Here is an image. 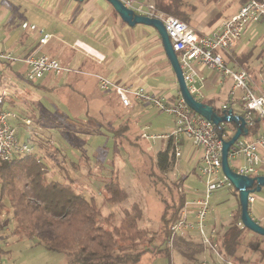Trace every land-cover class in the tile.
I'll return each mask as SVG.
<instances>
[{"label": "crops", "instance_id": "obj_1", "mask_svg": "<svg viewBox=\"0 0 264 264\" xmlns=\"http://www.w3.org/2000/svg\"><path fill=\"white\" fill-rule=\"evenodd\" d=\"M133 1L144 7L149 4L153 5V0ZM182 1L180 9L185 18L181 20L198 34L210 33L216 29L221 22L237 12L244 2V0ZM24 21L35 24L44 32L49 33L51 37L40 46L38 32L22 28L20 24ZM263 25L262 20L252 22L251 26L248 25L247 30L243 31L235 46L224 53L227 66L232 69L244 68L248 71L256 90H259L260 72L264 68ZM147 26L128 25L106 0H82V2L76 0H0V49L19 58L38 51L56 58L62 67L69 70H64L59 75L46 74L31 83L37 88L30 90L24 83L28 81L24 78L25 65L23 63L9 64V67L0 66V96L2 97L0 108L14 111L17 114V118L12 120L16 130L20 129L17 132V139L20 142L31 143L32 153H35V156L42 161L47 160L48 154L45 152L47 141L60 147L66 159L67 149L77 152L78 160V148L70 146L69 143L83 142L86 150L89 149L88 141L91 137L107 134L101 130L99 134H87L82 138L78 136L82 132L79 128L83 127V124H88V126L95 124L92 121L95 122L98 111H106L109 103H104L103 100L109 98L108 101L113 102L110 99L114 97L112 99L117 101L115 95L108 93L109 91L100 90L98 76L106 77L115 84L130 88L144 87L151 94L160 96L169 103L181 97L176 76L164 52L160 36L154 28ZM261 31L262 34L259 35ZM258 36L261 38L258 39ZM194 67L200 78L198 98L213 107L226 104L234 114H240V91L234 87L233 81L197 63ZM26 91L28 97L23 96V92ZM116 108L118 112H125L124 118L133 117L140 132L150 128L146 123L148 115L153 110L157 111L150 104L138 101H133L130 108H124L120 104ZM25 119L30 123L26 124ZM57 120L62 122V127L76 128L71 137L61 136L56 129ZM31 121L33 126H29ZM173 126L174 120L167 132H170ZM42 128L47 135L44 134ZM167 132H161L158 135H164ZM54 134L58 138H54ZM108 135H106L108 141L113 142L111 134ZM162 139L160 138V147L163 145L161 149H164L166 140L163 142ZM181 139H183L181 157L183 146L189 143L191 151L188 149V153L190 151L188 158L196 159L194 168L198 169L200 152L191 145L188 139ZM149 147L150 144L147 148ZM259 152L264 158V147H261ZM86 153L88 154V150ZM234 161H237V164L241 163L239 159ZM92 171L97 174L96 169L93 168ZM72 172L79 173L81 178H85L86 174L90 176L91 168L85 171L70 169L68 174L71 175ZM260 175L264 176V166L258 171L257 176ZM93 177L92 181L88 180L86 183L81 181L85 187L84 190H89L85 185L96 184L95 175ZM248 211L253 220L260 225L264 224V186L256 192V198L251 205H248ZM237 215L236 209L232 217L237 218ZM215 223L219 222L215 221L210 226L215 228L217 234L220 235ZM193 237L195 235L190 236L192 242ZM261 245H264L263 240ZM252 252L256 253V251L249 250L242 252L243 257L251 264L257 259L252 258Z\"/></svg>", "mask_w": 264, "mask_h": 264}, {"label": "trees", "instance_id": "obj_2", "mask_svg": "<svg viewBox=\"0 0 264 264\" xmlns=\"http://www.w3.org/2000/svg\"><path fill=\"white\" fill-rule=\"evenodd\" d=\"M182 4V0H153L156 11L183 20L185 16L180 9ZM259 20L264 22V19ZM0 66L9 67V64L0 60ZM108 93L115 95L117 101H114L112 96L113 99L110 100L113 102L108 101L109 98L103 100L104 103H109L106 111H98L95 122L92 121L95 124L91 126L83 124V127L79 128L80 131L86 134H99L101 130L110 133L116 150H121L127 155L134 174L144 178L146 188L160 194L159 188H166V171L175 158L174 138L170 135L165 138V148L153 154L147 148L149 143L140 142L146 139L140 136L141 132L138 129L136 133H130L132 125L136 126L135 122H132L131 117L124 118V111L118 112L116 107L119 104L121 106V102L116 93L114 91ZM1 104L2 102L0 107ZM213 108L219 115L229 110V108ZM105 114H108L109 120L120 119V123L115 127L106 125ZM62 125L60 123V126H56L61 136L71 137L76 128L62 127ZM234 125L237 127L236 124ZM247 128V135L252 138L259 133L260 123L256 119L254 125ZM215 129L225 140L231 138L234 133L229 136L224 135L222 123L215 126ZM69 145L78 148V160H67L62 155L60 147L48 141L45 142V152L48 154L46 162L37 158L32 152L15 156L10 161L0 160V232L11 224L13 232L19 237L23 235L35 237L47 250L65 252L66 264H139L147 252L145 244L151 239L144 241L147 230L141 228L137 222L142 218L138 202L132 203L131 208L123 207L121 209L123 216L119 220H115L112 213L105 212L104 209L106 204H119L128 196L126 188L121 183L115 160L108 161L110 164L108 177L104 178L99 174L95 176L96 179H100L97 183L100 185L99 192L103 196L104 206L101 207L96 204L93 196L88 199L74 187L68 171L91 168L90 175L94 176L92 169L99 172L103 167L104 148H98L95 167H91L83 142L78 144L74 141ZM59 176L63 179L61 180ZM179 187L180 182L176 181L172 190L166 188L168 191L171 190L168 200L160 199L162 204L160 224L164 243L170 236V226L180 218L188 196L182 189L179 190ZM234 190L237 193L235 188ZM237 206L240 216L238 200ZM3 212L8 215L4 220H2ZM234 218L236 221L239 220L238 217ZM190 236L191 233L178 235L173 240L172 246L166 243L165 247L160 249L161 254L170 261L171 247L176 249L178 247L184 257L195 261V255L201 253L203 247L200 242L193 243ZM262 240L264 241V236L254 233L245 226L240 228L234 222L217 236L218 250L223 259L241 264H251L243 257L244 250L258 252L259 256L253 264H264ZM180 244L195 248L182 251Z\"/></svg>", "mask_w": 264, "mask_h": 264}, {"label": "built area", "instance_id": "obj_3", "mask_svg": "<svg viewBox=\"0 0 264 264\" xmlns=\"http://www.w3.org/2000/svg\"><path fill=\"white\" fill-rule=\"evenodd\" d=\"M120 1L137 14L158 18L162 21L172 48L177 55L187 89L195 98L199 99L200 85V78L194 67L195 63L215 70L221 76L228 77L233 81L234 87L240 91V115L244 118L246 127L253 126L257 119L260 123V131L252 138L247 134H241L228 150V162L239 159L241 163L235 166H231L229 163L232 170L248 177L257 176L260 167L264 166V158L259 152V149L264 147V68L260 72L259 90H256L248 71L244 68L232 69L227 66L224 53L235 46L249 23L264 19V0H246L237 12L221 22L216 29L203 34L196 33L186 22L175 16L156 11L152 4L144 7L133 0ZM21 27L38 32L40 46L51 37L43 29L26 21L21 23ZM0 60L10 65L23 63L25 65L24 78L27 81L38 80L49 73L59 75L64 70L69 71L62 67L56 58L38 51L19 58L0 49ZM98 85L102 91H114L124 108H130L133 101H138L150 104L158 112L167 113L173 117L174 126L168 134L151 135L143 130L140 134L142 138L153 140L156 137L172 136L177 157L180 150L179 141L181 138H186L200 152L198 172L203 187L201 190H196L195 194L187 196L180 218L170 226L168 245L172 246L173 240L178 235L193 232L197 234L204 251L215 255L220 264H241L223 259L218 250L217 230L206 224L212 210L210 200L213 194L221 188L232 187L231 182L222 171L221 158L224 138L217 133L215 125L190 109L182 97L169 103L162 97L151 94L144 87H126L115 84L103 76H98ZM1 102L2 97L0 96ZM219 107L228 109L226 104ZM15 118H17V114L14 111L0 110V160L10 161L15 156L32 152V147L28 143L20 142L17 139L16 128L12 124V120ZM24 122L30 123L27 119ZM255 198L256 192L249 193L248 205H251ZM236 225L240 228L244 227L241 220ZM262 226L264 227V224ZM200 264H210V262L204 256Z\"/></svg>", "mask_w": 264, "mask_h": 264}, {"label": "rangeland", "instance_id": "obj_4", "mask_svg": "<svg viewBox=\"0 0 264 264\" xmlns=\"http://www.w3.org/2000/svg\"><path fill=\"white\" fill-rule=\"evenodd\" d=\"M76 1L82 2V0ZM253 22H258V20ZM251 23H249V27L251 26ZM147 27L151 29L153 28L151 26ZM260 34H262V31L259 32V35ZM260 38L261 36H258V39ZM253 42H255L254 39ZM254 81L256 82V80ZM24 83L30 90H36L37 88L29 81H24ZM26 95L27 91L23 92V96L28 97ZM105 117V124L112 125L113 127L117 126L121 121L118 118H116L114 121L109 120L110 117L108 116V114H105ZM131 119L132 122L135 121L133 117H131ZM147 119L148 120L146 123L149 124L150 128L148 130L142 128V130L144 129L148 134L152 133L151 135H158V133L167 132L169 130V127H172V116L167 113L153 110L149 113ZM57 122L58 123H56V125L58 126H60V123L62 124L60 120H57ZM32 124L33 123L31 121V124L29 126H33ZM234 124V122L222 123V127L224 128V135L229 136L232 132L235 131L236 127ZM138 128L139 126L133 127L132 125L130 133H136ZM42 129L44 131V128ZM19 131L20 129H17L16 134ZM38 133L39 132H37V134ZM168 133L169 132L164 134ZM44 134L47 135L46 131H44ZM85 135L87 134L83 133V131L78 134V136L81 138ZM106 135L109 136L108 134L104 133V135L102 136L99 135L91 137L90 141H88L89 149L86 150H88V154L90 157V166L95 167L94 163L96 162L98 148H104L105 156L103 157V167L99 172L97 171V174H99V176H103L104 178L108 177L110 172V164L108 163V161L115 160V165L119 170L121 183L126 188L128 194L127 198L119 204H106L104 206L103 196L99 192L100 185L97 182L96 184L92 183L90 186L85 185L89 188V190H84L85 187L82 182L86 183L88 182V180L92 181V179H94L92 175L81 178L82 176L80 177L79 173L75 174L74 172H72L70 177L73 180L72 183L74 187H76L78 191H81L88 199L93 196L96 204L101 207L104 206L105 212L108 211L112 213L115 220H119V218L123 216V212L121 210L123 207L131 208L132 203L138 202L141 209L142 218L137 220V222L141 228H145L147 230L146 238H144V241L146 242L149 238L151 239L150 242H147L145 244L147 252L143 255L139 264H200L201 260L203 259V255H205V258H207V260H209L210 264H220L216 256H213L209 252L206 253L204 251V248L201 253L195 255V261L184 257L183 253L181 251L179 252L178 247L177 249L175 247H171L170 261H168V259L160 252V249H163L165 247V244L168 243V239L166 240L167 242H163V234L161 231L162 226L160 224V215L162 210L160 199L168 200L171 194V188L175 185L176 181L180 182L182 191H184L189 196L195 194L196 190H201L203 187L202 183L200 182L198 169L194 168L196 159L188 158L190 157L188 154H190L191 151V149L189 148V143H185V145L183 146L184 149L182 151L181 157V145H183V139L179 141V156H175L172 164L166 171V188L171 190L168 191L166 188H159L160 194H157L156 191H152L149 190L150 188H146L147 186L145 184L144 178L137 177V175L134 174V170L130 167V162L127 158V155H124L121 150H116L115 145L112 141H108ZM53 137L58 138L56 134H54ZM162 140L164 142L165 138H163ZM145 141L150 144V147L148 149L153 152V154H156L159 149L163 147V145H161L160 147V138L158 137L153 140H141L140 142L143 144L145 143ZM30 144L29 146H31ZM188 149L190 150L189 153ZM66 154L67 159L71 161L77 160V152L67 149ZM229 163L231 166H235L237 164V161L230 160ZM82 170L85 171V168H82ZM93 174L96 176L95 172H93ZM59 178L61 180L63 179V177L60 176ZM95 180L98 181L100 179L95 178ZM237 200L239 201V195L238 191L237 193H235L234 187H231L229 189L221 188L216 191L210 200L213 211L210 213L206 224L212 225V223L218 221V224L215 223L218 232L220 231V233H223L231 222L237 223L238 220L236 221V219L232 217V213L237 209ZM7 216L8 215L6 214V212H3L2 220H4ZM237 217L240 218L239 215H237ZM212 218L215 219L212 220ZM190 233L191 235H195V237H193V242H200L198 237H196L197 234H194L193 232ZM257 242H259V239H257ZM179 247H181L182 251L195 248L193 246L188 247L184 244H180ZM0 248V264H66L65 252L49 251L41 243H39V241L35 237H27L24 235L19 237L13 232L11 224L8 225L4 231L0 232ZM254 253L255 252H252L251 254L252 258H257V256H259V253Z\"/></svg>", "mask_w": 264, "mask_h": 264}, {"label": "water", "instance_id": "obj_5", "mask_svg": "<svg viewBox=\"0 0 264 264\" xmlns=\"http://www.w3.org/2000/svg\"><path fill=\"white\" fill-rule=\"evenodd\" d=\"M106 1L112 5L114 10L119 14L120 18L128 25H148L152 26L158 32L164 52L176 76L180 95L187 106L190 107V109L200 114L215 126H218L223 122H234L237 125L231 138H229L228 140L224 139L222 143V171L229 179L233 187L236 189V191H238L240 204V220L242 221L243 225L254 233L264 236V227L253 220L249 214L247 200L249 193L259 192L264 186V176L260 175L256 177H248L246 175L239 174L232 170L227 158L230 146L237 140V138L241 134L248 133V128L245 125L244 118L240 114H234L231 109L227 110L226 112H222V114L219 115L211 105L201 102L189 93L182 76V71L177 59V55L172 48L170 39L160 19L137 14L132 9L124 6L120 0Z\"/></svg>", "mask_w": 264, "mask_h": 264}]
</instances>
